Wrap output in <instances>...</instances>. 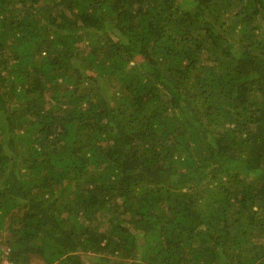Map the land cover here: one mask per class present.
<instances>
[{
  "label": "trees",
  "instance_id": "1",
  "mask_svg": "<svg viewBox=\"0 0 264 264\" xmlns=\"http://www.w3.org/2000/svg\"><path fill=\"white\" fill-rule=\"evenodd\" d=\"M264 264V0H0V264Z\"/></svg>",
  "mask_w": 264,
  "mask_h": 264
},
{
  "label": "built area",
  "instance_id": "2",
  "mask_svg": "<svg viewBox=\"0 0 264 264\" xmlns=\"http://www.w3.org/2000/svg\"><path fill=\"white\" fill-rule=\"evenodd\" d=\"M2 264H12V263L9 262L8 260H4Z\"/></svg>",
  "mask_w": 264,
  "mask_h": 264
}]
</instances>
